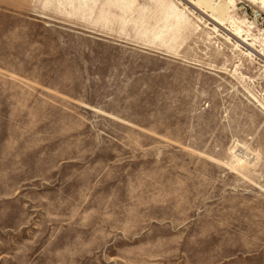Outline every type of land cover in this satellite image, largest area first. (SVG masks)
<instances>
[{
	"label": "rangeland",
	"instance_id": "obj_1",
	"mask_svg": "<svg viewBox=\"0 0 264 264\" xmlns=\"http://www.w3.org/2000/svg\"><path fill=\"white\" fill-rule=\"evenodd\" d=\"M229 1L0 0V264H264V7Z\"/></svg>",
	"mask_w": 264,
	"mask_h": 264
},
{
	"label": "bare ground",
	"instance_id": "obj_2",
	"mask_svg": "<svg viewBox=\"0 0 264 264\" xmlns=\"http://www.w3.org/2000/svg\"><path fill=\"white\" fill-rule=\"evenodd\" d=\"M251 1H253V2H256V1H259V0H251ZM260 2H261V4H262V6L264 7V0H260ZM233 3H234V0H230L227 4H226V6H225V11H227L228 13H229V11H230V6L231 5H233ZM223 5V3H222V1H220L216 6H215V8L219 11V12H221V15H225L226 14V12H223V10L221 9V6ZM228 18V21L230 22V24L233 26V28L232 29H234L233 30V32H232V34L235 36V37H237V39L239 38V39H241V41L242 42H246V41H248L247 39H244L243 38V33H247V32H244L243 30H242V27L240 26V24L242 25L243 23H239V25H237L236 24V21L232 18V17H230V16H228L227 17ZM252 45V44H251ZM237 163H239V162H237Z\"/></svg>",
	"mask_w": 264,
	"mask_h": 264
}]
</instances>
